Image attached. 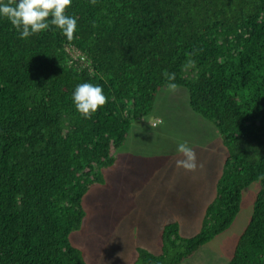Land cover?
Segmentation results:
<instances>
[{"label": "trees", "instance_id": "16d2710c", "mask_svg": "<svg viewBox=\"0 0 264 264\" xmlns=\"http://www.w3.org/2000/svg\"><path fill=\"white\" fill-rule=\"evenodd\" d=\"M66 14L72 38L49 22L21 39L0 17V264H88L69 240L83 197L169 85L186 89L226 155L199 231L166 222L159 253L136 246L134 264L192 256L231 226L253 181L226 264H264V0H72ZM84 82L107 97L89 116L72 102Z\"/></svg>", "mask_w": 264, "mask_h": 264}, {"label": "rangeland", "instance_id": "374dc122", "mask_svg": "<svg viewBox=\"0 0 264 264\" xmlns=\"http://www.w3.org/2000/svg\"><path fill=\"white\" fill-rule=\"evenodd\" d=\"M184 142L195 152V170L176 163L184 159L177 152ZM225 155L214 125L190 108L186 89L161 88L152 112L132 122L115 162L102 169L104 183L85 193V216L70 233L71 244L88 264H134L136 246L159 253L166 222L178 220L183 236L197 233ZM259 188L258 181L244 188L231 226L179 264H226Z\"/></svg>", "mask_w": 264, "mask_h": 264}, {"label": "clouds", "instance_id": "9594fccd", "mask_svg": "<svg viewBox=\"0 0 264 264\" xmlns=\"http://www.w3.org/2000/svg\"><path fill=\"white\" fill-rule=\"evenodd\" d=\"M71 3L72 0H0V17H6L10 21L21 39L47 30L49 22L68 38H72L77 29V18L66 14ZM106 101L107 97L99 84L80 83L72 92L76 110L85 116L94 113ZM177 152L184 157L176 161L177 165L190 171L195 170L196 155L186 142L177 144Z\"/></svg>", "mask_w": 264, "mask_h": 264}]
</instances>
